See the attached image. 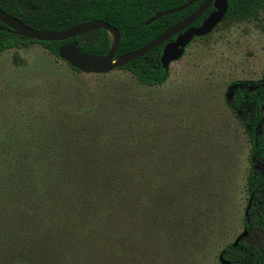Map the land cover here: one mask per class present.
<instances>
[{"label":"rangeland","instance_id":"rangeland-1","mask_svg":"<svg viewBox=\"0 0 264 264\" xmlns=\"http://www.w3.org/2000/svg\"><path fill=\"white\" fill-rule=\"evenodd\" d=\"M262 24L264 16L222 20L187 45L182 56L169 63L166 80L153 86L139 83L129 71L119 68L105 73L75 71L36 42L1 50L0 198L19 199L8 201L0 223L38 225V213L30 206L36 200H25L36 198L38 193H33L34 165L25 153L22 128L33 125L36 112L46 111L48 94L54 88L59 91L57 98L65 99L67 93L62 88L70 92L76 86L78 108L73 111L69 107L39 124L49 128L51 138L46 142L56 148L61 161L86 163L103 149L131 158L135 156L129 154L132 147L140 154L152 152L150 156L157 161L150 185L160 187L158 204L151 203L159 218L157 225L138 228L140 250L134 253L138 263L220 264L219 252L244 228L249 199L245 179L251 167V143L230 109V84L264 75ZM95 96H101L105 103L93 102ZM261 112L264 118V106ZM125 151L127 154L121 153ZM72 179L69 185L79 201L92 209L102 205L103 199H94L84 188L76 189L80 175ZM183 190L190 197L191 214L184 236L175 241L166 236L178 217ZM199 192L204 194V203L192 199ZM168 194L176 205L169 202L166 217ZM252 201L248 210L264 204ZM6 237L10 240L14 233ZM259 238V232H248L239 242ZM106 240L108 245H117L113 237ZM133 255L126 258L133 262Z\"/></svg>","mask_w":264,"mask_h":264},{"label":"trees","instance_id":"trees-1","mask_svg":"<svg viewBox=\"0 0 264 264\" xmlns=\"http://www.w3.org/2000/svg\"><path fill=\"white\" fill-rule=\"evenodd\" d=\"M186 1L0 0V9L16 16L30 27L48 31L65 29L95 19L106 21L120 33L114 55L117 58L146 44L182 20L202 0L195 1L174 13L163 15L148 24L145 23L156 11L167 10ZM227 4L223 20L239 21L264 15V0H227ZM210 10L212 6H209L192 24H200ZM0 26L4 24L0 22ZM262 29L264 31V24ZM169 39H173V36ZM73 40L77 42L82 52L101 55L108 52L112 42L105 28H97L65 40L52 41H37L3 29L0 30V51L36 42L53 53L56 59H60L57 55L58 46ZM162 48L163 43L118 68L129 71L141 84L159 85L169 75V69L163 68L160 62ZM230 86L233 88L230 109L238 123L244 126L251 143V167L246 174V190L249 196L253 193V203L257 201L264 203V118L261 112L264 106V76L257 80H237ZM71 88L70 92L62 88V92L67 93V101L66 98H57L59 91L56 88L49 92L46 111L36 112L33 125L22 128L23 136L26 138V142H23L25 153L32 159L34 165L33 193L34 195L38 193L36 198L25 200L26 203L36 200L30 206L37 211L39 223L27 227L6 220L0 223V264H139V257L134 254L140 250L139 240H136L138 228L157 225L158 210L152 207L151 203L158 204L156 197L160 187H156L157 184L150 185V180L154 179L151 172L155 175L157 168L155 157L150 156L154 155L152 152L147 150L145 154H140L137 148L132 147L129 154L135 156L130 158L103 149L101 154L91 159L87 158L86 163H74L71 160L63 162L56 155V148L46 142L51 138L49 128H41L40 122H47L52 114L60 115L69 107H72L73 111L78 108V89L76 86ZM94 101L105 103L101 96H95ZM121 153L127 154L126 151ZM77 175H80L81 179L78 184L75 182V185H78L76 189L84 188L88 194H94V199L100 201L103 199L101 206L92 209L86 202L78 200L76 191H71L69 182ZM46 186L50 187L47 192ZM196 195L192 198L193 201L204 203V194L199 192ZM7 198H0V214L9 207L8 201L19 199L13 196ZM189 198L188 193L183 190L179 197L182 205L178 207L176 221L173 220V225L169 227L167 239L178 241L180 235L184 236L192 207ZM165 199L167 217L170 214L168 209L172 199L169 194ZM31 207L28 208L33 211ZM122 222L125 224L122 225ZM243 224L249 233L259 232L260 238L255 242L250 240L244 244L239 242L236 246H233V242L227 244L223 249L225 257L232 264H264V204L255 205L247 210ZM11 232L14 233V237L8 240L6 235ZM110 237L116 239L117 245L107 244L106 239ZM142 242L143 240L141 244ZM119 253L124 254L125 258ZM126 255H133L137 261L134 259L130 262Z\"/></svg>","mask_w":264,"mask_h":264},{"label":"water","instance_id":"water-1","mask_svg":"<svg viewBox=\"0 0 264 264\" xmlns=\"http://www.w3.org/2000/svg\"><path fill=\"white\" fill-rule=\"evenodd\" d=\"M195 1L198 0H187L179 6L167 10L156 11L145 21V23L148 24L163 15L179 11ZM211 3L213 5V10L201 20L199 25H191V23L195 21ZM226 9L227 0H202L201 3L182 20L159 33L146 44L132 51L126 52L117 58L114 55L120 39V33L114 26L99 19L90 20L61 30L48 31L30 27L16 16L0 9V22L4 24V26H0V30L9 29L19 36L35 39L37 41H52L65 40L97 28H105L109 32L112 41L106 54L101 55L82 52L79 49L77 42L73 40L68 43H62L58 46V57L81 72L105 73L143 56L154 47L165 42L161 51L160 62L163 68L168 69L169 63L182 56L186 46L194 37H200L209 33L214 26L221 21ZM173 35H175V38L173 40H168ZM252 197L253 193L249 196L246 213ZM247 233V228L244 227L242 232L234 239L232 243L233 246H236L239 243V240L246 236ZM218 261L220 264H232V262L224 256L223 250L218 254Z\"/></svg>","mask_w":264,"mask_h":264},{"label":"flooded vegetation","instance_id":"flooded-vegetation-1","mask_svg":"<svg viewBox=\"0 0 264 264\" xmlns=\"http://www.w3.org/2000/svg\"><path fill=\"white\" fill-rule=\"evenodd\" d=\"M200 3H201V2H200ZM209 6H212V10H213V5H212V3H211ZM209 6H208V7H209ZM227 6H228V4H227ZM208 7H207V8H208ZM206 10H207V9H206ZM206 10H205V11H206ZM212 10H210V11H212ZM226 10H227V9H226ZM210 11H209V12H210ZM209 12H208V13H209ZM208 13H207V14H208ZM224 15H225V14H224ZM206 16H207V15H206ZM259 16H264V15L261 14V15H259ZM223 18H224V16H223ZM223 18L221 19V21L223 20ZM221 21L218 22V23L214 26V28H215L217 25H219V24L221 23ZM193 22H194V21H193ZM193 22H192V23H193ZM192 23H191V25H193ZM198 25H199V24H198ZM214 28H213V29H214ZM213 29H212V30H213ZM212 30H211V31H212ZM211 31H210V32H211ZM207 34H208V33H207ZM205 35H206V34H205ZM203 36H204V35H203ZM174 38H175V35H173V39H174ZM173 39H168V40H173ZM191 42H192V40H191ZM191 42H190V43H191ZM190 43H189V44H190ZM164 44H165V42L163 43V45H164ZM189 44H188V45H189ZM186 47H187V46H186ZM263 76H264V75H263ZM263 76H261V78H262ZM262 117H263V116H262ZM251 194H252V193H251ZM251 194H250V195H251Z\"/></svg>","mask_w":264,"mask_h":264}]
</instances>
